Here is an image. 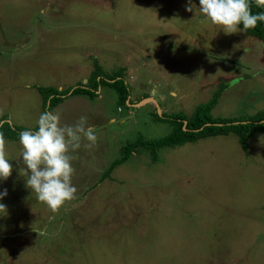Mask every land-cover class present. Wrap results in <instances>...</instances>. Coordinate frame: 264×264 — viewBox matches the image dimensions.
<instances>
[{
  "label": "rangeland",
  "instance_id": "rangeland-1",
  "mask_svg": "<svg viewBox=\"0 0 264 264\" xmlns=\"http://www.w3.org/2000/svg\"><path fill=\"white\" fill-rule=\"evenodd\" d=\"M193 6V11L187 7ZM194 0H0V119L34 130L39 88L87 85L98 65L125 69L133 105L103 86L70 96L61 123L87 117L97 141L71 152L76 198L53 212L26 186L19 141L0 182V264H264V134L138 150L107 178L123 148L158 139L220 92L212 114L264 113V41L198 18ZM197 12V17H196ZM146 95L150 102L135 107ZM154 100V101H153ZM159 104V106H158ZM154 114V115H153ZM245 123V122H244ZM187 124V123H186Z\"/></svg>",
  "mask_w": 264,
  "mask_h": 264
},
{
  "label": "clouds",
  "instance_id": "clouds-1",
  "mask_svg": "<svg viewBox=\"0 0 264 264\" xmlns=\"http://www.w3.org/2000/svg\"><path fill=\"white\" fill-rule=\"evenodd\" d=\"M253 2L257 8L264 9V0H199L198 18L223 26L225 33L247 32L258 23H264V11L253 13ZM186 10L192 12L193 6ZM37 125L34 131L19 133V143L23 146L20 157L26 165L20 169V174L26 178V186L37 199L55 212L74 200L78 191L72 182L76 170L70 153L80 149L83 140L89 142L85 146L90 148L96 143L97 136L85 116L75 125H66L61 123L58 113L46 111L40 114ZM10 160L6 141L0 136V182L13 173ZM7 195L6 188L0 191V216L7 212V206L2 202Z\"/></svg>",
  "mask_w": 264,
  "mask_h": 264
},
{
  "label": "trees",
  "instance_id": "trees-1",
  "mask_svg": "<svg viewBox=\"0 0 264 264\" xmlns=\"http://www.w3.org/2000/svg\"><path fill=\"white\" fill-rule=\"evenodd\" d=\"M199 5V0H194ZM200 6V5H199ZM253 13L264 11V9L257 8L255 3L252 4ZM242 28L243 26L240 25ZM247 33L255 38L264 41V23H258L254 29H249ZM125 69H121L114 75H107L98 65L93 72L91 79L87 85H78L67 91H60L55 87L39 88L43 100V112L51 111L65 99L70 96H84L90 99L99 96L98 90L103 86H112L119 93V103L122 105H133L131 100V87L124 79ZM223 90L215 94V97L208 103L199 105L194 111L193 115L187 117L185 114L169 115L164 113L159 115L155 111V117L161 121H171L175 125L171 133L165 137L158 139H146L141 136L133 143L126 145L123 148V157L115 161L109 169V173L103 176L107 178L117 166L127 162L132 154L138 150L150 151L153 161L159 160V151L163 148H176L187 143H196L199 140L207 139L209 137L228 136L231 133L237 135L244 149L248 147V140L256 133L264 134V113H259L253 117L242 119L232 118H217L214 117L212 111L219 102ZM149 97L146 95L145 98ZM154 115V114H153ZM245 122V123H244ZM187 123V124H186ZM37 129V128H36ZM34 129V130H36ZM25 130H31L25 127H17L11 125L5 119H0V136L9 141H19V133ZM33 130V131H34Z\"/></svg>",
  "mask_w": 264,
  "mask_h": 264
},
{
  "label": "water",
  "instance_id": "water-1",
  "mask_svg": "<svg viewBox=\"0 0 264 264\" xmlns=\"http://www.w3.org/2000/svg\"><path fill=\"white\" fill-rule=\"evenodd\" d=\"M149 100H152V99H145V100H142L141 102H139L137 105H134L135 107H138V106H142L143 104L145 103H148L150 102ZM154 101V100H153ZM160 114V113H159Z\"/></svg>",
  "mask_w": 264,
  "mask_h": 264
},
{
  "label": "flooded vegetation",
  "instance_id": "flooded-vegetation-1",
  "mask_svg": "<svg viewBox=\"0 0 264 264\" xmlns=\"http://www.w3.org/2000/svg\"><path fill=\"white\" fill-rule=\"evenodd\" d=\"M158 106H159V104H158Z\"/></svg>",
  "mask_w": 264,
  "mask_h": 264
}]
</instances>
